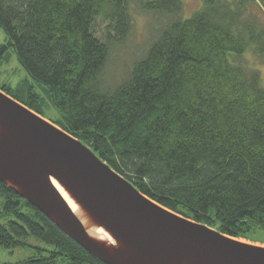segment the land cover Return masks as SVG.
<instances>
[{"label": "trees", "instance_id": "trees-1", "mask_svg": "<svg viewBox=\"0 0 264 264\" xmlns=\"http://www.w3.org/2000/svg\"><path fill=\"white\" fill-rule=\"evenodd\" d=\"M131 0H0V67L12 53L38 83L0 89L88 145L161 206L222 234L264 232V85L244 61L264 57V0H182L143 7L168 18L122 80L111 48L132 26ZM107 23L102 40L97 21ZM48 113L50 116H46ZM0 246L34 238L24 264H103L0 182ZM45 253L42 254V253Z\"/></svg>", "mask_w": 264, "mask_h": 264}, {"label": "water", "instance_id": "water-1", "mask_svg": "<svg viewBox=\"0 0 264 264\" xmlns=\"http://www.w3.org/2000/svg\"><path fill=\"white\" fill-rule=\"evenodd\" d=\"M54 181L116 246L91 237ZM0 182L103 264H264V246L149 199L88 145L1 89Z\"/></svg>", "mask_w": 264, "mask_h": 264}, {"label": "rangeland", "instance_id": "rangeland-1", "mask_svg": "<svg viewBox=\"0 0 264 264\" xmlns=\"http://www.w3.org/2000/svg\"><path fill=\"white\" fill-rule=\"evenodd\" d=\"M143 1L152 4L156 0ZM202 5L203 0H182V17L189 18L194 12L198 11ZM130 9L133 26L124 42L115 44L111 48L110 58L105 70L106 77H108L109 81L114 79L122 80L127 76L133 63L145 55L150 44L159 36L162 25L168 21V18L159 15L157 12L145 9L143 3L138 2V0H131ZM95 31L96 35L104 40L108 32L107 23L98 20ZM6 42V32L0 27V46L4 45ZM244 61L249 67L260 71L264 85V57L258 58L252 51H248ZM24 79L28 80L30 85L36 90H41V87L44 86L36 82L27 73L19 64L13 52L9 62L4 63L0 67V86L8 85L14 88ZM45 115L50 116L48 113H45ZM1 204L2 200L0 198V208ZM258 237L259 240H240L258 246H264V232ZM37 246H44V244L34 238L28 239V246L16 248L12 251L0 246V264H24V262L31 258H37L39 251L34 248ZM42 254L45 255L44 252Z\"/></svg>", "mask_w": 264, "mask_h": 264}, {"label": "bare ground", "instance_id": "bare-ground-1", "mask_svg": "<svg viewBox=\"0 0 264 264\" xmlns=\"http://www.w3.org/2000/svg\"><path fill=\"white\" fill-rule=\"evenodd\" d=\"M55 186L63 194L70 206L73 208L78 217L85 224L89 234L93 239L107 245L116 246L115 239L102 227H99L88 213L79 205V203L72 197V195L58 182L54 181ZM243 241V240H241ZM245 242V241H243Z\"/></svg>", "mask_w": 264, "mask_h": 264}]
</instances>
